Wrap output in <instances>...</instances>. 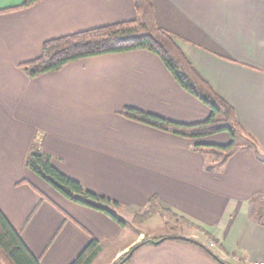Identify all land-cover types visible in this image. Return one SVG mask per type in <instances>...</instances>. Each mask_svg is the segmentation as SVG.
Segmentation results:
<instances>
[{"label":"crops","instance_id":"crops-1","mask_svg":"<svg viewBox=\"0 0 264 264\" xmlns=\"http://www.w3.org/2000/svg\"><path fill=\"white\" fill-rule=\"evenodd\" d=\"M152 1L158 25L234 109L264 157V0ZM25 2L0 0V208L40 263L72 264L92 239L103 251L104 241L125 228L29 171L24 162L35 140L56 169L117 202L120 217L147 212L157 196L173 219L207 229L181 237L205 236L199 243L224 264L264 263V159L257 150L209 172L211 160L192 147L227 145V133L194 141L121 115L131 107L180 124L208 118L209 108L181 88L158 56L88 58L37 78L20 68L39 58L49 40L137 20L133 1L44 0L14 10ZM145 238L139 231L114 260ZM130 264L221 263L194 244L167 241L140 248Z\"/></svg>","mask_w":264,"mask_h":264},{"label":"trees","instance_id":"trees-1","mask_svg":"<svg viewBox=\"0 0 264 264\" xmlns=\"http://www.w3.org/2000/svg\"><path fill=\"white\" fill-rule=\"evenodd\" d=\"M42 1L44 0H26L21 7L14 10L31 8ZM132 1L138 14L137 20L111 24L49 40L43 44L39 58L21 64L20 68L30 78H37L50 72H58L72 62L88 58L134 51L152 53L159 57L181 88L198 98L209 108L210 114L204 122L180 124L127 107L121 113L123 117L156 130L194 141L227 133L231 137V141L227 145L198 143L192 147L194 152L211 160L206 166V170L209 172L221 170L233 156L251 147L257 150V155L261 160L264 159L255 142L246 137L234 109L195 69L179 47L176 38L158 25L153 1ZM138 25L146 31L145 34L135 33ZM237 137H243L247 142L245 144L238 143ZM52 160L53 157L44 153L39 142L35 140L26 157L25 166L71 202L103 212L122 227L125 225V222L117 216L116 212L121 210V206L117 202L85 189L78 181L56 169ZM39 194L42 196L41 192ZM149 205L150 214H156L161 207V200L154 196L149 201ZM166 211L174 216L171 210ZM167 241L194 244L224 264L205 245L194 239L181 236L147 238L131 248L117 264H130L133 255L140 248L160 245ZM100 251L99 241L92 239L72 264H92ZM0 261L3 264H41L31 253L1 208Z\"/></svg>","mask_w":264,"mask_h":264},{"label":"rangeland","instance_id":"rangeland-1","mask_svg":"<svg viewBox=\"0 0 264 264\" xmlns=\"http://www.w3.org/2000/svg\"><path fill=\"white\" fill-rule=\"evenodd\" d=\"M135 33L138 35H142L145 34L146 31L140 25H138V27L135 30ZM218 140L220 139L218 138L217 141ZM236 140L238 143H242V144H245L247 142L243 137H237ZM18 158L19 157H16V160H18ZM17 167H19V165H17ZM25 167L23 166V170L25 169ZM21 182H23L22 184H25L24 182L28 183L25 180H22ZM44 192H41L42 194L41 197L43 200L46 198V193ZM47 200L49 201V199ZM52 204L54 205V203ZM158 211L159 212L157 214H153V215L150 214L151 212H149V208L147 212L142 211L139 212V214H135L131 211H127V212L124 211L122 212V215L125 218L120 217L121 213L120 211H117L116 212L117 216L120 218V220L124 219L123 221L126 223L125 227H122L125 229H121L120 233L116 234L115 238H113L114 236L112 237L113 238L112 240H110L111 237H109L107 238L106 241H104L105 242V244H103L104 250L103 251L101 250L99 252V254L94 259L92 264H117L121 260V258L126 254L125 253L124 255H121L116 260H114L117 251L125 247L126 245L130 244V242L138 236L139 231H143L144 233H146V235H148V238L156 239L161 237H171L175 235L184 236L185 234L183 233L186 231H196L197 233H201L200 231L207 230L205 227L200 226V224L198 223L194 224L193 222L190 221V223L185 224L181 221H178L177 219H173L171 217V214L163 210L161 207ZM66 218L69 219L68 217ZM116 225L117 227H121V225L119 224ZM145 239H143V241ZM205 240L206 237L202 236L199 242L204 243ZM0 264L3 263L0 261Z\"/></svg>","mask_w":264,"mask_h":264},{"label":"built area","instance_id":"built-area-1","mask_svg":"<svg viewBox=\"0 0 264 264\" xmlns=\"http://www.w3.org/2000/svg\"><path fill=\"white\" fill-rule=\"evenodd\" d=\"M214 246V244H211V246L210 247H213ZM259 264H264V263H259Z\"/></svg>","mask_w":264,"mask_h":264}]
</instances>
